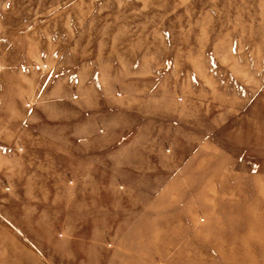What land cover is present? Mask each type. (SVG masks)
Segmentation results:
<instances>
[{"label":"rangeland","instance_id":"rangeland-1","mask_svg":"<svg viewBox=\"0 0 264 264\" xmlns=\"http://www.w3.org/2000/svg\"><path fill=\"white\" fill-rule=\"evenodd\" d=\"M0 223L55 264H264V0H0Z\"/></svg>","mask_w":264,"mask_h":264},{"label":"crops","instance_id":"crops-1","mask_svg":"<svg viewBox=\"0 0 264 264\" xmlns=\"http://www.w3.org/2000/svg\"><path fill=\"white\" fill-rule=\"evenodd\" d=\"M7 228L0 223V264H55L54 261H49L46 257L41 255L37 251L27 252L25 254H19L17 252L7 251ZM11 240H15L14 238ZM11 245L15 244L10 241ZM20 244V243H19ZM18 244V245H19ZM128 255L124 258L120 257L110 262V264H130Z\"/></svg>","mask_w":264,"mask_h":264}]
</instances>
